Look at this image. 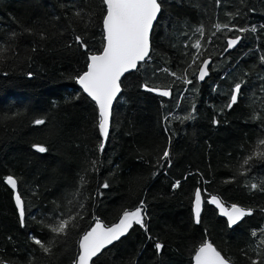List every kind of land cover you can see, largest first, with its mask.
Wrapping results in <instances>:
<instances>
[{
	"label": "trees",
	"instance_id": "1",
	"mask_svg": "<svg viewBox=\"0 0 264 264\" xmlns=\"http://www.w3.org/2000/svg\"><path fill=\"white\" fill-rule=\"evenodd\" d=\"M161 2L149 57L122 78L109 136L100 151L98 109L74 79L86 71L89 52L74 37L83 36L91 53L102 51V0H0L3 264H71L79 237L95 218L112 224L141 200L147 231L134 225L94 264H191L205 240L232 264H264V245L259 243L264 237L259 231L264 229V160L254 159L244 175L238 173L243 158L264 139V0ZM217 23L232 30L217 32ZM201 25L203 37L196 32ZM253 26L255 32L237 31ZM238 35V46L226 52V39ZM197 39L199 54L191 46ZM206 59L209 75L199 82L196 74ZM185 76L191 84L184 82ZM241 81L238 100L229 109L231 89ZM144 87L168 90L170 96L154 95ZM35 119L46 123L35 125ZM170 137L171 164L157 165ZM33 144L48 151L39 153ZM9 175L18 179L24 226L13 190L5 183ZM176 181L180 186L173 189ZM105 182L108 188L101 187ZM253 183L259 186L255 190ZM77 188L80 193L73 199ZM197 188L203 194L199 224L194 223L191 203ZM210 195L254 212L229 228L207 203ZM76 211L82 217L79 226L65 236L54 238L39 223L53 224L61 214ZM31 236L52 241V252L43 253ZM156 242L164 246L159 255Z\"/></svg>",
	"mask_w": 264,
	"mask_h": 264
},
{
	"label": "snow or ice",
	"instance_id": "2",
	"mask_svg": "<svg viewBox=\"0 0 264 264\" xmlns=\"http://www.w3.org/2000/svg\"><path fill=\"white\" fill-rule=\"evenodd\" d=\"M219 3V0H217ZM102 31H103V51L99 54H93L89 51L88 45L83 36L77 35L74 37V43L89 52L86 64L87 70L77 75L74 79L82 87L83 92L91 97L98 108V119L96 126L98 127L99 134L103 138L98 145V149L103 151L105 148L104 140L109 136V124L111 108L114 98L121 91V77L130 69H136L138 64L145 61L149 57L150 52V32L154 28V22H157L160 14L163 12V5L161 0H102ZM80 16V12L76 13ZM217 32L222 29L231 31L229 25H221L219 23L213 26ZM30 31V30H26ZM237 31L244 33L246 31L255 32L256 28L253 26L251 29L239 28ZM196 32L201 37L205 35L204 27L201 25L196 28ZM14 35V34H13ZM215 35V33H213ZM43 37V34H41ZM242 39L237 36L235 39L227 41V48H233ZM199 54L202 47L201 41L197 39L192 45ZM0 51H4L0 47ZM199 59V55L193 57V63ZM264 61V56L261 57ZM210 60H203L199 67L198 79L203 81L209 75ZM175 76V73H171ZM29 76L32 73H28ZM186 84H191L192 81L183 77ZM243 81L236 83L230 92V102L226 105L227 108H232L237 102L239 93L242 89ZM145 87H147L145 85ZM148 91H158L162 96H169L168 90L148 88ZM19 115V114H16ZM191 116L185 117L189 119ZM46 121L44 119H35L33 124L43 125ZM213 123H218L215 119ZM171 137L169 138V147L165 148L163 155L157 160V165L164 163L171 164L170 156ZM32 148L39 153H46L48 149L42 144H33ZM264 160V139H260L254 151L243 158L239 166L238 173L244 175L248 168L251 166L253 160ZM96 161L92 162L93 169L95 170ZM156 173H153L155 175ZM5 183L11 187L15 192L18 185V179L14 176H7L4 178ZM80 183H86L85 177H80ZM180 186V181L172 184V188L176 189ZM101 187L108 188L109 185L105 182ZM251 189L255 190L259 186L255 183L251 184ZM80 193L77 188L73 193V199ZM15 206L19 212V219L21 226L25 225V206L21 196L17 192L15 194ZM72 201H69L71 203ZM192 203V215L196 224L201 223L202 214V192L197 188L194 193ZM207 203L215 205L220 209V215L227 218V226L229 228L237 225L244 217L253 214L254 209L244 208L237 204H232L230 207H225L223 201L218 196H211ZM83 203L79 204V208L83 209ZM71 211V210H70ZM264 212V208L260 209ZM82 218L79 211L74 214H61L56 218L53 224H44L40 221L43 227H46L55 237L65 236L68 234L70 228L78 227L77 219ZM134 225H139L147 231L146 224V204L141 200L139 205L134 210H123L117 223L111 226L105 225L99 218H95L90 229L84 231L79 237L77 244V252L71 264H94V258L102 253L107 246L112 245L114 242L119 241L124 237ZM264 232V229L259 230ZM252 236H257V230H253ZM30 239L39 246L43 253L50 254L52 252V241L45 243L38 239L36 236H31ZM264 245V237L259 241ZM155 251L157 255L161 254L163 245L160 242L155 243ZM195 264H230V261L225 258L220 251H218L212 243L205 240L196 250L194 256ZM3 264V262H0ZM252 264H258L256 260Z\"/></svg>",
	"mask_w": 264,
	"mask_h": 264
},
{
	"label": "water",
	"instance_id": "3",
	"mask_svg": "<svg viewBox=\"0 0 264 264\" xmlns=\"http://www.w3.org/2000/svg\"><path fill=\"white\" fill-rule=\"evenodd\" d=\"M154 24H155V22H154ZM152 32V31H151ZM151 32H150V37H151ZM238 36H240V35H238ZM236 37H228L227 39H226V48H227V41L229 40V39H235ZM241 41V40H240ZM240 41L238 42V44L240 43ZM238 44L237 45H235L233 48H231V49H228L226 52H228V51H232V50H234V48H236L237 46H238ZM150 49H151V42H150ZM102 51H103V49H102ZM101 51V52H102ZM150 53V52H149ZM147 59V58H146ZM145 59V60H146ZM142 62H144V61H142ZM142 62H140V63H142ZM139 63V64H140ZM139 64H138V66H139ZM200 67V66H199ZM137 69V68H136ZM136 69H130L128 72H126L122 77H121V80H122V78L125 76V75H127V74H129V73H131V72H133V71H135ZM87 70V69H86ZM196 76H197V80L199 81V82H201V80H199L198 79V76H199V70H198V72H197V74H196ZM206 78V77H205ZM78 84V83H77ZM78 86L81 88V90H82V92H83V89H82V87L78 84ZM148 88H145L144 87V90L145 91H148L147 90ZM152 89H160V88H152ZM160 90H164V89H160ZM149 92H151L152 94H154V95H159V96H162V95H160L159 94V92L158 91H149ZM84 93V92H83ZM120 93H121V91L117 94V96H116V98H114V100H113V103H112V108H113V106H114V103H115V101L117 100V98H118V96L120 95ZM88 98H90L91 99V97H89L86 93H84ZM163 97H169V96H163ZM92 100V99H91ZM94 102V101H93ZM95 103V102H94ZM112 108H111V114H112ZM98 109V108H97ZM110 122H111V115H110ZM109 130H110V124H109ZM102 138V137H101ZM103 139V138H102ZM104 142H105V140H104ZM18 192V187H17V189L15 190V192L13 191V199H14V197H15V194ZM19 193V192H18ZM193 199H194V196H193ZM210 199V197L208 198V200ZM207 200V201H208ZM202 201H203V197H202ZM14 203H15V199H14ZM203 204V203H202ZM210 205H212V204H210ZM225 205V204H224ZM216 210H217V213H218V215L220 216V217H222V218H225V220L227 221V218L226 217H223V216H221L220 215V209L219 208H217L215 205H212ZM225 207H227L226 205H225ZM136 208V207H135ZM135 208H132V209H128V210H134ZM17 211H18V209H17ZM18 214H19V212H18ZM120 217V216H119ZM119 217L117 218V220L115 221V222H113L112 224H114V223H117L118 222V220H119ZM102 221V220H101ZM103 223H104V221H102ZM93 224V223H92ZM105 224V223H104ZM112 224H108L107 226H111ZM106 225V224H105ZM91 227V226H90ZM90 227L87 229V230H89L90 229ZM86 230V231H87ZM131 230V229H130ZM129 230V231H130ZM129 233V232H128ZM127 233V234H128ZM126 234V235H127ZM125 235V236H126ZM209 242V241H208ZM115 243V242H114ZM211 243V242H210ZM109 246H111V245H109ZM109 246H107L106 248H108ZM214 246V245H213ZM215 247V246H214ZM216 248V247H215ZM105 250V249H104ZM96 258V257H95ZM94 258V259H95ZM192 264H195V261H194V259H192ZM230 264H232L231 262H230Z\"/></svg>",
	"mask_w": 264,
	"mask_h": 264
},
{
	"label": "bare ground",
	"instance_id": "4",
	"mask_svg": "<svg viewBox=\"0 0 264 264\" xmlns=\"http://www.w3.org/2000/svg\"><path fill=\"white\" fill-rule=\"evenodd\" d=\"M211 196H213V195H210L209 197H211ZM215 196H217V195H215ZM202 197H203V194H202ZM209 197H207L206 198V201L208 200V198ZM219 197V196H218ZM220 198V197H219ZM221 199V198H220ZM222 200V199H221ZM224 203V202H223ZM209 204V203H208ZM225 204V203H224ZM210 205V204H209ZM226 205V204H225ZM229 205V206H228ZM228 205H226L227 207H230L231 205L230 204H228ZM210 206H212V205H210ZM213 207V206H212ZM214 208V207H213ZM215 209V208H214ZM202 210H203V204H202ZM216 210V209H215ZM216 212H217V210H216ZM218 214V213H217ZM222 218V217H221ZM223 219H225V218H223ZM227 222V221H226ZM195 223V222H194ZM239 223V222H238ZM237 223V224H238ZM196 224V223H195ZM234 227V226H233ZM233 227H231V228H233ZM123 238V237H122ZM207 241H209V240H207ZM209 242H211V241H209ZM217 249V248H216ZM218 250V249H217ZM219 251V250H218ZM194 256H195V253L193 254V256H192V259H194ZM191 264H192V260H191Z\"/></svg>",
	"mask_w": 264,
	"mask_h": 264
},
{
	"label": "rangeland",
	"instance_id": "5",
	"mask_svg": "<svg viewBox=\"0 0 264 264\" xmlns=\"http://www.w3.org/2000/svg\"><path fill=\"white\" fill-rule=\"evenodd\" d=\"M155 88H157V87H155ZM160 89H161V88H160ZM169 96H170V95H169ZM225 204H226V203H225ZM226 205H228V204H226ZM228 206H229V205H228ZM121 214H122V213H121ZM121 214H120V215H121ZM120 215H119V216H120ZM116 220H117V219H116ZM106 249H107V248H106ZM99 255H100V254H99Z\"/></svg>",
	"mask_w": 264,
	"mask_h": 264
}]
</instances>
